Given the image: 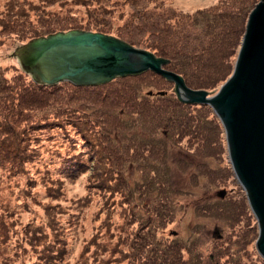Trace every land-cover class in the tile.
<instances>
[{
  "label": "trees",
  "instance_id": "16d2710c",
  "mask_svg": "<svg viewBox=\"0 0 264 264\" xmlns=\"http://www.w3.org/2000/svg\"><path fill=\"white\" fill-rule=\"evenodd\" d=\"M55 1L7 0L0 39L13 34L23 43L72 28L112 35L167 59L163 67L188 87L213 93L233 71L259 0H218L193 11L171 0H86L94 6L84 15L63 10L65 2L47 9ZM173 85L149 69L90 84L35 82L19 68L0 75V264H118L120 256L123 264H264L254 244L257 219L227 157L219 117L207 103L179 100ZM133 115L151 134L144 142L132 130ZM166 140L203 159L188 178L204 190L193 210L213 220L220 238L163 233L188 206L177 200L187 192L172 182ZM128 163L139 171L132 184ZM83 176V191L71 194ZM94 205L102 227L116 228L115 214L134 226L126 238L110 236L117 255L105 261L98 234L83 238Z\"/></svg>",
  "mask_w": 264,
  "mask_h": 264
},
{
  "label": "water",
  "instance_id": "95a60500",
  "mask_svg": "<svg viewBox=\"0 0 264 264\" xmlns=\"http://www.w3.org/2000/svg\"><path fill=\"white\" fill-rule=\"evenodd\" d=\"M13 54H18L25 65L22 69L37 82L66 79L95 83L149 69L174 81V91L180 100L209 104L224 127L229 161L257 219L255 245L264 258V0H259L249 12L233 71L213 94L188 87L180 75L162 66L167 59L100 32L76 28L58 31L16 46ZM55 55L70 67L46 77L38 65L54 61ZM77 57L80 64L72 68L71 63L78 61ZM108 61L112 64L106 65ZM96 69L109 74L103 79L92 75ZM81 73H87L88 78ZM214 234L220 236L217 229Z\"/></svg>",
  "mask_w": 264,
  "mask_h": 264
},
{
  "label": "rangeland",
  "instance_id": "374dc122",
  "mask_svg": "<svg viewBox=\"0 0 264 264\" xmlns=\"http://www.w3.org/2000/svg\"><path fill=\"white\" fill-rule=\"evenodd\" d=\"M6 1L7 0H0V18H2V11L5 9V6H6L5 2ZM20 1H22V0H19V2ZM27 1H31L33 4H39L40 3V0H27ZM49 1H54V0H49ZM57 1L61 2V3H64V2L67 3L66 7L62 8L63 10L66 9V11L79 12L77 14H80V15H84L87 10L91 9V8H88L87 6H89V7L94 6V2H91L89 5H87L88 2L86 0H57ZM57 1L52 2V3H54V5L53 6H51L52 4L49 5L47 7V9L52 8L55 12L61 10V7L59 6ZM217 1L218 0H171V3L174 6L181 8L182 10L193 11L194 9H196L198 7L207 6V5L213 4ZM13 2L11 4H14ZM25 5L27 7H29L27 4H25ZM87 31H89V30H87ZM56 32H58V31H56ZM56 32H54V33H56ZM92 32H95V31H92ZM51 34H53V33H51ZM106 35H108V34H106ZM15 38L16 37L13 34H10V35L5 34L0 39V75L11 76L12 74H14L16 72V69L19 68L20 70H23L22 67L25 68V65L21 61H19L18 54L14 55L13 51L15 50L16 46H21L30 40L24 41L22 43ZM118 39H120V38H118ZM120 40H122V39H120ZM123 42H125V41H123ZM27 73L31 77V74L29 72H27ZM113 77H115V76H113ZM113 77H111V78H113ZM65 80L66 79H63L61 81H65ZM66 81H70V80H66ZM35 82H37V81H35ZM70 82H72V81H70ZM172 82L174 84V81H172ZM40 83H43V82H40ZM72 83H74V84H90V83H75V82H72ZM95 83H97V82H95ZM217 89L213 93H215L217 91ZM148 90H149V88H148ZM173 90H174V85H173ZM149 92L151 93V91H149ZM159 93L163 94L164 91H159ZM174 93L177 96L175 91H174ZM213 93H209V94H213ZM183 102H187V101H183ZM124 117L126 119L129 118L128 115H125ZM130 118H134V120L136 122L135 126L132 127V130H134V133L136 134V136H138V139L140 141H143V142L145 140H147V138H149L151 134H149V132H145V131L141 130L140 117L133 115V116H130ZM166 141H167V143L165 146H166V151H167L166 153H167V157H168V163L169 164L173 163L172 173L170 171V176H171V178H173L172 182H173V184H175L174 186H177V188H179L180 191L186 190L185 192H187V193H185L186 195L178 192L176 194L177 200L179 201V203L180 202L181 203L187 202L188 206H186L184 208L179 207V209L177 211L178 213L176 214V217H175L176 220L173 223H170L169 225H167V227H165L166 229L164 230L163 233H165L166 235L169 234L171 236L177 235L180 238H184V239H188L189 237H193L194 235H199L201 237V242H202V240L203 239L205 240V238H206V234H205L206 231H209V232L212 231V235L215 238H220L222 235L219 232V230L217 229V227L214 226L213 220H211V219L209 220L205 217L197 216V215H195L194 210H193L195 203L198 200L202 201L203 196H201V195L204 193L203 192L204 190L202 188H199L198 186H191L188 182V178L190 176V173L194 171L193 168L196 166V164L200 163L203 159L199 158V157H195L189 153H186L183 149H181L177 145L169 142L168 140H166ZM142 153H143V151H142ZM227 157H228V151H227ZM183 163L185 165L187 164V167L184 170H181L180 167L183 165ZM89 173H90V171L87 172V174H89ZM85 176H86V174H85ZM138 176H139V171L137 170L136 167H134V164L128 163L125 167V177H126L128 183L132 184V182L134 180H136L138 178ZM84 182H86V180L84 179V176H83V178H81L78 182L72 183L70 185V193L75 194L78 191L80 194L81 191H83V183ZM92 190H94V187H92ZM200 196L202 199L200 198ZM211 196H213L212 192L206 194V198H210ZM133 199L135 200L134 203L136 204L138 202V193L137 192L133 193ZM147 200L149 201V199H147ZM116 205L117 204H115V206ZM113 208H114V205H113ZM96 209H97V205L92 206V208L89 211L87 218H85L83 221V225H84V228H83L84 229V231H83L84 236H83V238H87L93 234H98L97 240L100 241V243H102L105 246V249H108V250H106V252H105L106 254L103 257V260L105 261V259L109 260L110 257H114L115 255H117V254H112L111 251H109L110 249L114 250L113 246H114L115 241H116V238L110 237V236L111 235H114V236L117 235V236H120L121 238H126V236H129L131 234L129 231L132 228H134V226H127L123 222L124 217L122 215L118 214V216H117L115 214L113 216V220L116 221L115 224H117V227H119V225H122V228L121 229L117 228V227L114 228V223H112L113 225L111 228L102 227L100 225V223L102 221V220H100V218L103 215L98 214L96 212L97 211ZM118 209L119 208L117 206L114 208V210H116L117 213L119 212ZM215 229L218 230V233L220 235L219 237L216 234H214ZM99 234H102V237L99 236ZM127 238H129V237H127ZM256 239H257V237H256ZM256 239L254 241V244H256ZM119 247H121V244L118 245V248ZM255 247H256V245H255ZM118 256H120V255L118 254ZM120 258L121 259L119 260L118 264H123V261L126 259L124 257L122 258L121 256H120ZM91 259L92 258L88 259V264L91 262ZM100 260H102V259H100Z\"/></svg>",
  "mask_w": 264,
  "mask_h": 264
},
{
  "label": "flooded vegetation",
  "instance_id": "af4514ba",
  "mask_svg": "<svg viewBox=\"0 0 264 264\" xmlns=\"http://www.w3.org/2000/svg\"><path fill=\"white\" fill-rule=\"evenodd\" d=\"M56 59L54 61H45L44 63H40L38 65V69L40 71L43 72V74L46 76V77H51V76H54V75H57V74H60L63 70L65 69H68L70 67L69 64H64L63 61L60 60L59 56L58 55H55ZM79 58L80 57H77L78 61H75V62H72L71 63V67L72 68H76L77 66H79L80 62H79ZM63 63V64H62ZM28 64V63H27ZM112 63H110L109 61L106 62V65H110ZM84 72H86V70H84ZM97 72H100L101 74H97ZM88 75H90V71L87 72ZM87 73H81L82 76H84L86 79L88 78ZM98 75L100 76L102 79L105 78L109 72H103V71H99V70H94L92 72V75Z\"/></svg>",
  "mask_w": 264,
  "mask_h": 264
}]
</instances>
